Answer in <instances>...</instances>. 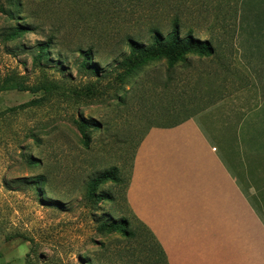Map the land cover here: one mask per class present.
Returning <instances> with one entry per match:
<instances>
[{
  "label": "rangeland",
  "instance_id": "rangeland-1",
  "mask_svg": "<svg viewBox=\"0 0 264 264\" xmlns=\"http://www.w3.org/2000/svg\"><path fill=\"white\" fill-rule=\"evenodd\" d=\"M239 11L236 0H0V85L14 76L39 86L0 90V262L152 264L160 257L124 200L132 157L151 126L196 113L251 80L264 94V33L239 24ZM174 14L182 33L211 41L213 54H188L173 69L159 58L119 82L115 57L129 52L124 38L148 41L149 28L165 32ZM18 25L28 30L10 37ZM89 48L96 58L84 65ZM168 106L163 119L156 110ZM81 118L99 127L82 133ZM108 170L118 180L91 195L92 179ZM121 218L134 234L112 227Z\"/></svg>",
  "mask_w": 264,
  "mask_h": 264
},
{
  "label": "crops",
  "instance_id": "crops-1",
  "mask_svg": "<svg viewBox=\"0 0 264 264\" xmlns=\"http://www.w3.org/2000/svg\"><path fill=\"white\" fill-rule=\"evenodd\" d=\"M125 201L168 264H264V94L251 80L137 145Z\"/></svg>",
  "mask_w": 264,
  "mask_h": 264
},
{
  "label": "trees",
  "instance_id": "trees-1",
  "mask_svg": "<svg viewBox=\"0 0 264 264\" xmlns=\"http://www.w3.org/2000/svg\"><path fill=\"white\" fill-rule=\"evenodd\" d=\"M225 1L226 3H228L229 0ZM236 3H238L240 7L238 23L240 24L242 21L247 22V29L250 28L252 31L264 33V0H236ZM180 20V17L177 14H174L173 17L169 20L168 29H166L165 32L160 30V28L157 26H151L148 31V41L139 39L131 35L126 36L124 38V43L128 47L129 52L126 54L120 53L115 57H120V60L117 63V68L122 70L117 74L118 81L122 82L125 77L133 75L136 71L141 70L143 66L147 65L150 61L159 58L165 59V63L168 69H173L178 61L185 62L188 54H195L198 56L212 55L214 52V47L211 41L208 39H200L199 37L193 34V31L191 29H188L185 33H182ZM26 30H28L27 27L18 25L16 28L13 29L9 36H14L19 32H23ZM37 47L38 56L42 57L43 55H45V51H47V49L49 48V44L47 41L41 42L38 44ZM82 54V63L84 65H89V63L96 58V54L93 52L92 48L86 49L85 52H82ZM156 85H158V82L156 83ZM10 88H15L19 90H31L32 92H36L38 91L39 86H29L22 79H19L14 76H9L8 78H6L5 81H2L0 85V90ZM172 109L173 108H171V106H168L166 109L164 108L163 110H156L155 108L156 111H160V115L163 119H167V117L169 116L168 113H170L169 110L172 111ZM166 110H168V112H166ZM183 118L174 123H167L154 126H173L182 121ZM91 121L93 123L81 118V120L77 121V127L79 128V130H81L82 133H84V130L87 127H99V122L92 118ZM139 142L137 143V145L139 144ZM108 180H118L116 171H102L99 175L95 176L90 183V194L95 196L97 188L101 184L106 183ZM35 184L39 183L36 182ZM133 217L135 216L133 215ZM137 221L146 230V232L149 233L150 238L154 240V244L158 250V254H160V257L156 258V260H154L152 264H168L166 255L161 245L158 243V241L152 234V232L139 220ZM112 227L115 228V230L123 231L126 235H132L135 233V230L133 228L127 229V227H130V222H128L125 218H121L119 222L113 224ZM0 264L8 263L0 262Z\"/></svg>",
  "mask_w": 264,
  "mask_h": 264
}]
</instances>
